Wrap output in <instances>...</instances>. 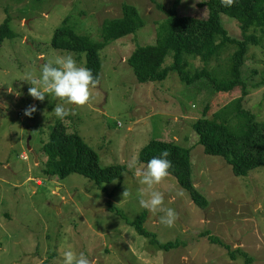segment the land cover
Listing matches in <instances>:
<instances>
[{
    "label": "rangeland",
    "instance_id": "1",
    "mask_svg": "<svg viewBox=\"0 0 264 264\" xmlns=\"http://www.w3.org/2000/svg\"><path fill=\"white\" fill-rule=\"evenodd\" d=\"M156 1L167 8L176 2ZM206 1L182 0L179 16L207 19V8L200 6ZM125 4L137 8L144 26L100 52L102 80L86 105H64L73 113L64 125L98 154L100 165L125 167L118 179L103 185L105 193L78 174L62 180L44 173L48 157L42 148L59 120L53 112L58 101L48 94L43 102L34 100L24 79L26 73L39 77L42 63L67 54L85 67V55L53 48L57 30L66 21L77 34L99 43L103 23L121 17ZM8 17L14 37L0 51V105L7 103L6 110L0 107V264H62L67 245L92 264H246L243 254L253 264H264V167L235 176L222 158L205 154L194 129L198 120L212 119L223 109L232 112L229 106L242 96V88L218 92L207 79L188 84L177 72L163 81L139 83L127 59L138 48L156 45L158 28L167 18L151 0H0V25ZM221 22L229 36L244 40L237 19L221 14ZM250 34L262 37L257 28ZM236 51L229 47L206 69L219 80L226 78ZM174 56L163 68L174 65ZM186 60L192 77L205 68L200 59ZM243 80L249 87L245 108L264 123L263 38L259 47L250 48ZM8 86L13 94L7 93ZM29 105L38 109L32 117L24 115ZM153 140L191 151L192 180L208 203L197 206L178 179L168 175L154 190L163 193L162 207L177 213L172 227L160 223L162 212L140 207L136 193L144 186L127 168L132 157L137 167L146 166L138 159ZM126 187L131 195L121 201ZM143 214L148 237L132 224ZM209 237L237 253V261ZM153 238L180 246L164 251L151 243Z\"/></svg>",
    "mask_w": 264,
    "mask_h": 264
},
{
    "label": "trees",
    "instance_id": "2",
    "mask_svg": "<svg viewBox=\"0 0 264 264\" xmlns=\"http://www.w3.org/2000/svg\"><path fill=\"white\" fill-rule=\"evenodd\" d=\"M156 9L166 15V20L157 31L156 45L134 50L127 59V66L139 83L163 81L170 72H177L180 78L191 84L197 80L207 79L218 92H232L242 88V96L228 109L216 113L212 119H201L194 124L198 135V143L204 152L210 156L222 158L231 165L237 177L248 176L253 170L264 167V123H260L255 113L245 108L249 95V87L243 80V68L251 47H259L264 40V0H235L231 7L221 5V0H207L200 4L208 10V18L198 19L180 17L179 7L182 0H176L171 8L151 0ZM221 14L237 19L241 24L244 40L239 41L229 36L222 25ZM144 26L136 7L125 4L122 7V16L106 20L102 25V41L94 43L88 36L79 35L66 25L58 29L54 38L53 48L57 51L77 55H85V67L93 74L100 73L102 52L112 42L127 35L136 33ZM253 28L261 30L262 37L250 34ZM14 33L10 27L8 17L0 25V51L7 40H11ZM229 47L237 48L232 58L231 72L226 78L219 80L206 67L218 59ZM174 53V65L163 68L167 58ZM200 59L204 69L192 77L188 72L186 58ZM228 114H232L227 118ZM167 149L172 163L169 175L175 176L180 185L187 190L194 203L200 208L207 206V200L193 187L192 163L190 150H186L173 142L153 140L140 152L139 162H147L160 155ZM42 151L48 157L44 173L49 177L64 180L71 174L81 175L94 182L97 187L106 193L104 184L118 179L125 171L124 166H101L98 154L83 140L78 132H69L63 120H58L51 131L49 141L45 142ZM109 210H112L109 208ZM146 215L143 214L132 224L138 234L148 237L143 223ZM209 241L229 252L233 261H237V253H232L228 246L214 237ZM153 245L164 251L179 248V243L161 245L156 239L151 240ZM246 264H253V260L243 254Z\"/></svg>",
    "mask_w": 264,
    "mask_h": 264
},
{
    "label": "clouds",
    "instance_id": "3",
    "mask_svg": "<svg viewBox=\"0 0 264 264\" xmlns=\"http://www.w3.org/2000/svg\"><path fill=\"white\" fill-rule=\"evenodd\" d=\"M235 0H221V5L231 7ZM39 77L32 73H26L24 81L31 85L28 89V95L34 100L43 102L46 94L54 96L58 101L53 109L55 116L63 120L69 116L71 110L64 105L84 106L90 101L91 89L100 85L102 74H93V71L87 67L79 66L71 54L57 56L54 61H47L40 66ZM8 94H13L14 89L8 86ZM4 110L7 109V103L0 105ZM35 105H29L24 110V115L32 117L37 111ZM170 152L167 149L161 151L160 155L151 158L143 168L137 167V160L132 157L127 162L129 170H135L134 174L138 178L140 185L144 186L138 189L136 196L140 207L150 212L160 211L163 215L160 217V223L172 227L177 218V213L172 208L162 207L164 196L160 191L154 190V185L160 184L170 173L169 169L172 163L167 157ZM193 187H197L194 183ZM131 195L126 187L121 193L122 200ZM183 195V193H178ZM66 243V242H65ZM64 247V245H62ZM62 264H92V261L83 252L77 254L67 245V250L62 252Z\"/></svg>",
    "mask_w": 264,
    "mask_h": 264
},
{
    "label": "water",
    "instance_id": "4",
    "mask_svg": "<svg viewBox=\"0 0 264 264\" xmlns=\"http://www.w3.org/2000/svg\"><path fill=\"white\" fill-rule=\"evenodd\" d=\"M31 150V149H30ZM32 153L34 154V156H35V158H36V161H37V157H36V155H35V153L32 151Z\"/></svg>",
    "mask_w": 264,
    "mask_h": 264
},
{
    "label": "built area",
    "instance_id": "5",
    "mask_svg": "<svg viewBox=\"0 0 264 264\" xmlns=\"http://www.w3.org/2000/svg\"><path fill=\"white\" fill-rule=\"evenodd\" d=\"M27 158L26 156H24V159Z\"/></svg>",
    "mask_w": 264,
    "mask_h": 264
}]
</instances>
